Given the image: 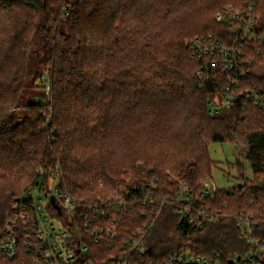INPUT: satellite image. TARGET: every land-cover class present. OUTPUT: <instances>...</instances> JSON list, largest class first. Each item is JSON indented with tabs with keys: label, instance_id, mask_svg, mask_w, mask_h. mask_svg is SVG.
Masks as SVG:
<instances>
[{
	"label": "trees",
	"instance_id": "16d2710c",
	"mask_svg": "<svg viewBox=\"0 0 264 264\" xmlns=\"http://www.w3.org/2000/svg\"><path fill=\"white\" fill-rule=\"evenodd\" d=\"M255 1L264 28V0ZM245 3L0 0V233L30 188L58 179L60 190L80 204L129 198L135 190L138 198L129 201L123 218L129 234L146 222L140 199L154 181L156 207L167 203L150 235L163 250L176 240L225 259L247 250L233 215H261L264 225V109L239 94L212 115L210 101L222 100L228 75L220 59L213 67V57L194 59L189 47L208 35L232 46L241 35L218 14ZM257 48L253 43L246 49L248 77L239 90L264 95V75L254 72L264 63ZM39 89L44 92L36 97ZM214 143L241 145L253 177L238 163L242 184L215 189L202 202L222 218L196 229L174 214L170 199L181 186L196 197L211 187L218 164L209 152ZM27 235L26 229L20 234L16 259L0 250V264H35L39 244L33 238L30 250ZM256 235L264 237V230Z\"/></svg>",
	"mask_w": 264,
	"mask_h": 264
},
{
	"label": "built area",
	"instance_id": "2783aa9c",
	"mask_svg": "<svg viewBox=\"0 0 264 264\" xmlns=\"http://www.w3.org/2000/svg\"><path fill=\"white\" fill-rule=\"evenodd\" d=\"M218 20L229 23L231 31L241 35L232 46L222 44L213 35L196 37L189 43L192 58L213 57V67L219 65L220 59V65L228 75L222 100L210 101V113L218 114L230 107L239 94L255 108L264 109L261 90H239L240 81L248 77V70L242 66L246 49L254 43L259 46L258 54L264 52V28L260 24L257 2L246 0L242 7L227 6L218 14ZM53 180L38 182L15 205L13 217L0 233V250L8 259L18 257L22 242L20 234L26 229L27 247L32 250L33 238L39 244L35 249L38 257L35 264H264V237L256 235V231L264 230L261 215L251 212L233 215L248 249L228 259L218 252L205 255L182 247L180 240H176L167 252L150 235L161 208L167 203L164 199L160 209L156 207L154 181L143 190L144 196L140 199L147 207L142 214L147 217L146 222L127 234L123 218L129 201L138 198L135 190L126 194L129 198L116 195L99 203L80 204L70 193L60 190L59 184L52 188ZM213 192L212 187H207L201 197H196L181 186L176 196L170 199L174 202V214L196 229L204 228L208 222H217L223 214L202 203ZM52 198L61 212L52 204ZM182 227L184 224L178 228V233L183 232ZM94 245L109 247L108 252L94 250L91 248ZM144 256L155 258V261L144 260Z\"/></svg>",
	"mask_w": 264,
	"mask_h": 264
},
{
	"label": "rangeland",
	"instance_id": "374dc122",
	"mask_svg": "<svg viewBox=\"0 0 264 264\" xmlns=\"http://www.w3.org/2000/svg\"><path fill=\"white\" fill-rule=\"evenodd\" d=\"M257 75H264V63L260 64L254 69ZM39 84V82H37ZM44 90L39 89L35 91L34 95L39 97L43 94ZM47 92V90H46ZM37 98L33 102H38ZM31 102V101H28ZM21 112V111H20ZM27 111L22 110V114L26 115ZM241 145L233 143H214L210 146L209 152L211 158L216 161L217 167L213 170V180L211 182V187L215 189H232L236 186L242 184L241 180L238 178L237 164H245L246 175L251 179L253 177L252 170L248 163L245 162L242 156ZM52 181V180H51ZM52 183V188L57 187L59 184L58 179H54ZM103 186V182L100 183Z\"/></svg>",
	"mask_w": 264,
	"mask_h": 264
},
{
	"label": "water",
	"instance_id": "95a60500",
	"mask_svg": "<svg viewBox=\"0 0 264 264\" xmlns=\"http://www.w3.org/2000/svg\"><path fill=\"white\" fill-rule=\"evenodd\" d=\"M52 204L55 206V208H56L59 212H61V208H60L58 205L55 204V198H52ZM231 263L234 264L233 262H231Z\"/></svg>",
	"mask_w": 264,
	"mask_h": 264
}]
</instances>
